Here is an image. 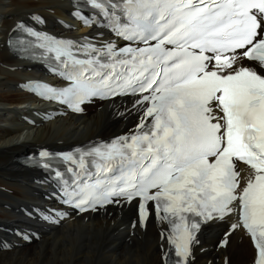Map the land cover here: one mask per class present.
I'll return each mask as SVG.
<instances>
[{
  "label": "snow or ice",
  "instance_id": "obj_1",
  "mask_svg": "<svg viewBox=\"0 0 264 264\" xmlns=\"http://www.w3.org/2000/svg\"><path fill=\"white\" fill-rule=\"evenodd\" d=\"M93 4L125 46L89 41L78 55L73 41L17 26L54 54V71L70 81L41 86V96L80 112L95 97L139 94L135 105L144 109L138 132L80 154V171L65 181V202L75 199L84 211L121 197L139 200L141 222L153 202L172 226L166 237L172 264H189L201 223L231 213L238 201L257 250L254 264H264V0ZM65 159L76 162L72 154ZM236 161L253 170L243 188Z\"/></svg>",
  "mask_w": 264,
  "mask_h": 264
},
{
  "label": "bare ground",
  "instance_id": "obj_2",
  "mask_svg": "<svg viewBox=\"0 0 264 264\" xmlns=\"http://www.w3.org/2000/svg\"><path fill=\"white\" fill-rule=\"evenodd\" d=\"M74 12L69 0H0V264H164V221L153 213L143 225L133 203L74 214L58 227L38 225L21 214L22 207L43 206L51 196L45 177L22 167L17 155L124 135L141 122L142 110L129 97L92 102L85 114L76 116L28 91L35 66L11 56L9 34L19 24L75 34L76 22L69 17ZM232 222L228 218L206 227L189 264H254L257 250L241 228L226 248L218 246ZM19 228L40 229L41 239L24 244L13 234Z\"/></svg>",
  "mask_w": 264,
  "mask_h": 264
},
{
  "label": "rangeland",
  "instance_id": "obj_3",
  "mask_svg": "<svg viewBox=\"0 0 264 264\" xmlns=\"http://www.w3.org/2000/svg\"><path fill=\"white\" fill-rule=\"evenodd\" d=\"M0 42H2V43H3L4 41L0 40ZM4 125H5V124H4Z\"/></svg>",
  "mask_w": 264,
  "mask_h": 264
}]
</instances>
